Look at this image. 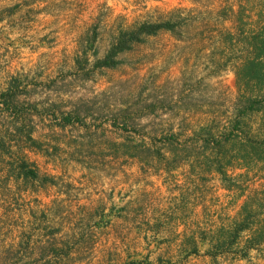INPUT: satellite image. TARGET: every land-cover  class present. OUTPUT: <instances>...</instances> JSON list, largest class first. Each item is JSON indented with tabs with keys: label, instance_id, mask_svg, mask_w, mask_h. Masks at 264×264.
<instances>
[{
	"label": "rangeland",
	"instance_id": "rangeland-1",
	"mask_svg": "<svg viewBox=\"0 0 264 264\" xmlns=\"http://www.w3.org/2000/svg\"><path fill=\"white\" fill-rule=\"evenodd\" d=\"M0 17V172L19 174L24 159L37 190L53 193L18 199L8 192L20 182L0 185V264H106L108 248L117 259L125 247H112L114 223L139 215L124 207L154 205L185 180L188 168H153L156 151L172 156L164 138L182 152L202 127L236 120L244 85L264 88V0H0ZM168 21L174 32L142 35L99 65L121 33ZM233 174L244 176V200L264 191L263 164ZM211 181L214 198L228 194ZM256 198L264 220V194ZM32 201L52 211L28 212L17 240L15 208ZM249 235L203 246V264H264V243L246 249Z\"/></svg>",
	"mask_w": 264,
	"mask_h": 264
},
{
	"label": "trees",
	"instance_id": "trees-1",
	"mask_svg": "<svg viewBox=\"0 0 264 264\" xmlns=\"http://www.w3.org/2000/svg\"><path fill=\"white\" fill-rule=\"evenodd\" d=\"M175 27L176 25L172 21L147 22L136 30L123 32L110 54L99 65L113 66L115 64L113 57L130 49L133 43L141 42L142 35H155L160 31L174 32ZM261 43L264 46V41ZM255 54L254 60L256 61L251 64H256L258 69H261L259 66L263 64L261 61L263 55L260 52ZM249 87L248 84L244 85L243 91L245 94H249V97L243 101V109L238 111L236 120H231L217 128L208 125L202 127L201 133L191 139L190 145L184 146L185 149L182 152L187 153H182L178 151V147H173L174 142L178 140L175 136L165 137L163 140L164 145L169 146L166 149L172 155L171 157L166 158L161 150L156 151V156L161 159L157 165H154L155 170H163L170 174L180 168H188V171L182 176L187 181L191 180L194 184L199 182L204 187H208L213 176H218L222 181V188L228 191V194L225 195L227 201L219 196L214 198L211 187L201 190L197 185L196 189L200 194L201 203L204 204L203 212L207 229V231H199L198 237L210 239L211 243L216 241V246L219 244L218 242L229 243V245L240 244L243 242V234L246 232L250 233L246 249L264 243V220H256V215L253 214L256 212L254 208H260L256 196H261L264 191L244 200L246 197L245 187L238 179L244 176L235 177L233 174L237 170L246 169L249 171L251 168L259 167L260 164L264 165V96L259 97L263 86H257L255 89ZM243 114H248V118L253 116L258 118V126L251 125ZM197 136L201 138H197ZM30 140L32 141V139ZM132 156L138 157L136 154ZM18 168L21 170L19 175L24 176L26 180L39 179L38 173L30 168L24 159L21 160V165ZM176 177L175 175L169 176V178ZM209 195L211 198L208 199ZM233 212L235 215H231ZM195 252H198V249ZM208 253L211 254L210 251Z\"/></svg>",
	"mask_w": 264,
	"mask_h": 264
},
{
	"label": "crops",
	"instance_id": "crops-1",
	"mask_svg": "<svg viewBox=\"0 0 264 264\" xmlns=\"http://www.w3.org/2000/svg\"><path fill=\"white\" fill-rule=\"evenodd\" d=\"M3 18L0 17V23L3 22ZM11 181L20 182L16 193H13V190L8 192L11 197H18V199L21 196L22 198L25 196L34 198L44 195V199L53 197L51 189L37 190L36 180H26L24 176L12 173L10 169L5 167L4 171L0 172V185L9 190L7 184ZM48 182L47 185L51 184V181ZM46 184L44 187L48 188ZM197 185L201 190L212 188V181L208 187H204L199 182L194 184L191 180L182 179V185L177 191L171 195L164 192L161 198L154 202V205H143L146 201L148 204L149 201L153 202L152 199L149 200L148 198L141 201L143 207L132 205L124 207L125 214L137 212L139 215L134 219L124 218L115 221L112 229L114 231L110 234L109 239H112V247L123 246L125 249L121 247V250H117L119 253L116 254L117 259H115L113 252L108 248L102 262L106 264H129L130 262L134 264H203L206 262L210 254L202 255L200 248L213 245V243L210 242V239L198 237L199 231H207V229L203 212L204 204L201 203L200 194L196 190ZM219 189L223 190L224 188L220 186ZM209 198L211 195L208 196ZM33 201L31 204L23 203L22 206L17 205L18 208H15L21 215V217L19 215L16 217L18 221H16L17 225L14 228L17 240L20 239L19 236L23 231L21 227L26 230L23 223L29 218L27 217L28 212L38 208H44L45 212L52 211L51 202L48 204L44 202L43 207H37L33 206ZM224 201H227L225 195ZM108 210H111V207H108ZM112 210L114 211L113 208ZM147 214H154L155 217L143 218ZM197 249L198 252H195ZM30 257L35 258V253H29V260H34Z\"/></svg>",
	"mask_w": 264,
	"mask_h": 264
}]
</instances>
